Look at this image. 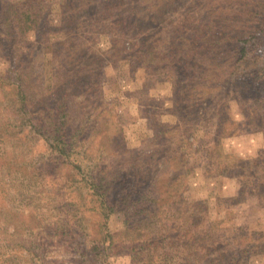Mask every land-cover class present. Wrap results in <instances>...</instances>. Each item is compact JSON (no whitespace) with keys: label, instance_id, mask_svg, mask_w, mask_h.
<instances>
[{"label":"rangeland","instance_id":"obj_1","mask_svg":"<svg viewBox=\"0 0 264 264\" xmlns=\"http://www.w3.org/2000/svg\"><path fill=\"white\" fill-rule=\"evenodd\" d=\"M258 9L0 0V264H264Z\"/></svg>","mask_w":264,"mask_h":264},{"label":"trees","instance_id":"obj_2","mask_svg":"<svg viewBox=\"0 0 264 264\" xmlns=\"http://www.w3.org/2000/svg\"><path fill=\"white\" fill-rule=\"evenodd\" d=\"M259 3V9L256 11V16H258L257 21L260 22V25L262 26L261 29H253L250 33H248L246 36L244 37H234L237 40H239L240 42H243L245 44L254 41L253 45H257V48L259 51H263L264 49V0H256ZM210 10V9H209ZM207 11V13H209V17H211L212 19L215 20V16L217 17V19L219 18V15L217 14V10L212 8V12L211 11ZM220 19V18H219ZM204 28V27H203ZM203 28H199V29H203ZM197 33V37H205L206 38H210V35L207 31L205 30H199L196 31ZM207 33L205 36L204 34ZM260 56H255V62H257V65L255 68H253L254 70L252 71L251 75L253 77L252 81H258L261 80L264 77V62L261 61V58L258 59ZM259 64V65H258ZM18 82L21 81L18 80ZM253 82H251L253 84ZM23 86V85H22ZM252 86V85H251ZM262 86V85H261ZM14 90L16 91V89L19 88V85H17V88H15V84H14ZM18 95L21 96L20 94H15V97L17 99V103L20 101L18 100ZM23 100L20 101L19 106L21 108H24L23 104ZM35 121V119H33ZM32 121V120H31ZM38 121V120H36ZM51 127H49L48 129H45L47 134L52 136V140L55 142L56 146V152L58 157H63L64 156H68L70 155L73 151L74 148L73 147V143L72 141H65L64 140V130H62V127L65 126V123H53L50 122L49 123ZM21 126H24L23 124ZM34 126V125H32ZM77 132L78 130H75L74 133L70 134V140L71 138H76L77 139ZM48 140V139H47ZM94 181H97L96 178L93 179ZM96 188L97 185H93L91 188ZM254 194V192H252ZM262 193H258L256 196H260L261 197ZM103 203L106 204L107 208H109V205L112 203L111 200H109L108 197H104L103 199ZM113 204V203H112ZM112 210H110L111 212ZM236 262V261H235ZM233 263V262H232ZM241 263V258H239L238 262L236 264H240Z\"/></svg>","mask_w":264,"mask_h":264}]
</instances>
